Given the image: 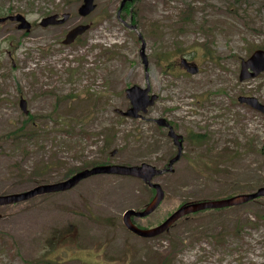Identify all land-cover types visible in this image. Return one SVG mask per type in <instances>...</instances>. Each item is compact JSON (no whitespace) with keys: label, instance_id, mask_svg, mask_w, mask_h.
<instances>
[{"label":"rangeland","instance_id":"obj_1","mask_svg":"<svg viewBox=\"0 0 264 264\" xmlns=\"http://www.w3.org/2000/svg\"><path fill=\"white\" fill-rule=\"evenodd\" d=\"M82 2L0 0V18L22 13L33 25L27 34L17 22H0V193L59 181L91 161L162 167L177 149L152 120L163 115L202 141H190L174 171L156 177L165 200L139 217L142 226L188 201L264 186V113L238 100L264 103V71L239 77L241 60L264 49V0H135L120 15L122 0H96L86 17ZM63 12L72 14L67 22L41 25ZM89 22L63 44L69 29ZM183 57L200 71H184ZM147 76L155 104L144 119L122 115L131 104L126 89L146 87ZM94 176L1 207L0 264H264V196L201 210L169 233L144 238L123 215L149 202L151 190L130 175Z\"/></svg>","mask_w":264,"mask_h":264},{"label":"water","instance_id":"obj_2","mask_svg":"<svg viewBox=\"0 0 264 264\" xmlns=\"http://www.w3.org/2000/svg\"><path fill=\"white\" fill-rule=\"evenodd\" d=\"M128 1H132V0H122L121 6L119 8V14ZM96 7L97 4L95 0H83V3L80 5L78 11L80 15L87 16L91 12H93L96 9ZM70 17H71V13L69 12L63 13L62 17L60 16V14H53L44 17L41 21V24L45 27L49 25L63 24ZM8 19L12 21H20L18 27L21 29H26L30 31L32 28L31 22H29L26 19V17L21 13L6 17H1L0 21H6ZM90 27H91V23L78 24L72 27L67 32L65 38L63 39V43L64 44L73 43L77 39V37L85 33ZM133 28L137 30L136 26H133ZM140 38L143 39V36L141 34H140ZM141 54L143 57V61L145 63V69L147 71L149 67V59L146 54V42L144 40L142 42ZM181 63L186 67V69L190 73H196L199 71L198 65L194 63H190L186 58H182ZM262 71H264V49L260 48L255 50L248 59L242 60L240 79L245 80L248 78L256 77ZM150 90H151V85L148 76H147L146 87H142L137 84L128 87L126 92H127V97L131 101V107L128 110L123 111V113L129 117H134V118L142 117L141 113L147 112L149 106L153 105L158 97L156 94L151 95ZM238 99L240 102L250 105L251 107L264 113V103L260 102L259 99L256 98L255 96L241 95L239 96ZM27 105H28L27 100L24 97H21L20 106L25 113L29 112ZM157 122L160 125L168 124L166 123V120L164 118L157 119ZM169 134L175 138V143L179 146V148H178V152L173 158H171L169 165L166 168L162 169L147 162L141 164H131V165L117 164V163L96 165L90 168H84L64 180L38 184L22 192L0 194V206L25 201L41 194L70 190L73 187H75L77 184H79L83 179L95 174L107 173V174L130 175L137 178H141L150 186L156 188V194L153 200L150 202V204L143 211H136V209L134 208L127 209L124 213V223L126 224L128 229H130L136 234H139L140 236L154 237L167 231L177 220H179L181 217L187 214L198 212L204 209H216V208H224L229 206L240 205L255 198L264 196V186H262L254 192L236 194L228 198L187 202L181 205L179 208H177L162 223L156 225L155 227L141 228L136 226L135 223L132 221V216L134 215L138 217H144L149 215L150 213H152L154 210L157 209V207L160 205V203L165 197L166 193L162 185L158 182H153L152 179L156 175L162 174L165 171L174 170V164L178 160H180L183 154V140L181 139L183 138V136L181 134L176 133L172 126ZM116 152L117 151L114 150L112 151V154L114 155Z\"/></svg>","mask_w":264,"mask_h":264},{"label":"flooded vegetation","instance_id":"obj_3","mask_svg":"<svg viewBox=\"0 0 264 264\" xmlns=\"http://www.w3.org/2000/svg\"><path fill=\"white\" fill-rule=\"evenodd\" d=\"M189 62H191V61H189ZM195 64V63H194ZM182 67V69L184 70V71H186V72H188V73H190L188 70H186V68L185 67H183V66H181ZM199 68H200V66H199ZM153 92L151 91V94H152ZM157 100V99H156ZM156 102V101H155ZM155 104V103H154ZM153 104V105H154ZM130 106H131V104H130ZM152 106V105H151ZM251 107V106H250ZM121 114L122 115H124L125 116V114L123 113V112H121ZM140 118H142V119H144V118H146V116L144 117V114H142V117H140ZM160 118H164L165 120H166V123H168L167 125H160L158 122H157V119H160ZM152 120L156 123V125L159 127V129H160V131H162L165 135H167L169 138H170V140H171V142L175 145V147L177 148L176 149V153L178 152V148H179V146L175 143V138L174 137H172L169 133H170V130H171V126L173 127V129L175 130V132L176 133H178V134H181L182 136H183V138H181L182 140H183V149H185V151H186V147H187V144L190 142V141H193V142H196L197 141V143L200 141H202V139L200 138V135H198V134H196V133H192V134H183V133H181L180 131H178L176 128H175V125H174V123L172 122V120L168 117V116H166V115H163V116H159V117H156V118H152ZM180 139V140H181ZM178 141H179V139H178ZM175 153V154H176ZM175 154L174 155H172L168 160H166L165 161V163H164V165L162 166V167H159V168H166V167H168V165H169V162H170V160H171V158H173L174 156H175ZM185 156V152H184V150H183V154H182V156H181V158L182 157H184ZM180 158V159H181ZM179 161V160H178ZM103 163H110V162H103ZM142 163V162H141ZM98 165H101V164H99L98 163ZM154 165V164H153ZM96 166V165H95ZM157 166V165H156ZM87 167H90V166H87ZM158 167V166H157ZM168 172V171H167ZM167 172H165V173H167ZM164 174V173H163ZM96 175H98V174H96ZM162 175V174H161ZM157 176H159V175H156L153 179H152V181L153 182H159V181H157L156 180V177ZM94 177H97V176H94V175H92V176H89V177H87V178H85V179H83L82 181H84V180H86V179H90V178H94ZM60 180H62V179H60ZM59 180V181H60ZM141 181H143L142 179H140ZM144 182V181H143ZM145 184H146V186L151 190V196H150V198H149V202H147L143 207H141V208H134V209H136V211H143L149 204H150V202L153 200V198H154V196H155V194H156V188H154V187H152V186H150L148 183H146V182H144ZM160 183V182H159ZM80 184V183H79ZM78 184V185H79ZM77 185V186H78ZM77 186H75V187H77ZM74 187V188H75ZM164 188V187H163ZM73 189V188H72ZM165 190V189H164ZM68 191V190H67ZM63 192H65V191H63ZM5 193H8V192H5ZM5 193H0V194H5ZM59 193H61V192H59ZM239 194H241V193H239ZM236 195V194H235ZM166 196V195H165ZM164 200H165V198L162 200V202L160 203V205L158 206V207H160L161 206V204L164 202ZM23 202H26V201H23ZM18 203H21V202H18ZM18 203H16V204H18ZM11 205H15V204H9V205H2V206H0V208L1 207H7V206H11ZM157 207V208H158ZM4 210V209H3ZM3 210L2 211H0V219H3V218H5L7 215H4V213H3ZM173 210H175V209H173ZM173 210L172 211H170V212H168L163 218H162V220L161 221H159L158 223H156V224H154V225H151L150 227H147V228H152V227H155L156 225H159L160 223H162L172 212H173ZM155 211V210H154ZM153 211V212H154ZM152 212V213H153ZM151 214V213H150ZM150 214H149V216H150ZM152 215V214H151ZM189 216H191V214H188V215H186V216H184L183 218H189ZM144 217H148V215L147 216H144ZM139 217L138 216H132V221L135 223V225L136 226H138V227H141V228H145L144 226H142L140 223H139ZM123 221H124V217H123ZM173 227V226H172ZM171 227V228H172ZM171 228L169 229V230H171ZM169 230H167V232H164V233H169ZM132 232V231H131ZM134 233V232H133ZM136 234V233H135ZM137 235H139V234H137ZM167 264H168V262H167Z\"/></svg>","mask_w":264,"mask_h":264},{"label":"trees","instance_id":"obj_4","mask_svg":"<svg viewBox=\"0 0 264 264\" xmlns=\"http://www.w3.org/2000/svg\"><path fill=\"white\" fill-rule=\"evenodd\" d=\"M134 1H135V0H134ZM132 2H133V1H132ZM131 4H132V3L129 2V3L125 6V8H128ZM9 12H10V11H9ZM171 68H172V66H171V64H170L169 69H171ZM106 134H107V132H106ZM86 163H87V162H86ZM93 163H94V162L91 161V162L88 163L87 166H90V165L93 164ZM48 164H49V163H47V164L45 165V167L48 166ZM74 171H77V169H71V171H70L68 174H65L64 177H65V176H70V175H72V174L74 173Z\"/></svg>","mask_w":264,"mask_h":264}]
</instances>
